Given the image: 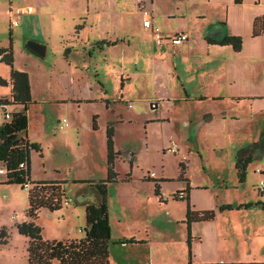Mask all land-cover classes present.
Returning <instances> with one entry per match:
<instances>
[{
  "label": "rangeland",
  "instance_id": "rangeland-1",
  "mask_svg": "<svg viewBox=\"0 0 264 264\" xmlns=\"http://www.w3.org/2000/svg\"><path fill=\"white\" fill-rule=\"evenodd\" d=\"M107 1L110 0H91L93 5L106 11L100 15L88 14L87 26L82 28L85 39L107 32L113 21L119 28L123 25L124 20L117 14L110 16L111 6ZM28 4L36 5L40 14L20 15L21 25L13 26L11 9ZM88 4L89 0H0V47L12 45L14 67L29 74L32 102L35 101L28 111L29 136L41 145L42 152L30 151L31 179L61 181L65 193L60 209L40 208L35 221L42 228L43 237L67 241L85 236L86 205L98 203L101 198L89 181L98 182L108 176L106 125L110 121L115 126V145L121 152L115 161L118 181L108 184L112 228L108 244L110 264L188 262L190 251L192 257L198 259L264 257V209L259 205L264 202L259 187L264 180L260 172L264 173V151L253 157L246 182L238 181L235 170L241 147L259 139L260 131L264 130V105L255 113L247 102L226 106L228 117L237 115L240 121L229 119L225 123L224 109L213 105L211 110V103L166 99L163 83L153 82L151 77L128 84L130 99L120 97L123 85L120 76H112L103 84L96 79L89 84L67 79L64 74L67 55L75 63L85 60L83 62L95 64L106 59L119 63L124 54L122 40L113 51L102 55L94 52L89 57L88 52L84 55L82 50L77 52L73 48L66 52L74 43L75 48L81 45L75 41L76 32L84 25L86 19L82 17L86 13L79 15L77 10L80 5L85 8ZM92 4L91 12L94 11ZM252 4L264 11V0H246L235 9L230 22L226 18L219 23L209 21L203 33L207 30L215 35L238 32L244 41L242 51L236 53L231 46L214 47V58L238 71L256 62L255 73L253 69L244 72L257 77L264 76V35L252 36V22L246 18ZM132 17L134 28L124 42H130L129 49L136 56L141 53L151 61L153 46L160 47L152 34L159 31L166 43V36L177 30L179 20L165 19L167 24H164L156 17L155 22L152 19L151 24H147L143 15ZM32 39L48 45L44 55L27 49ZM201 58L200 55L194 57L199 62ZM10 75V65L0 61V77L8 81L7 85L0 84V98L10 96ZM101 85L105 86L109 99L97 100L104 96ZM86 87L93 90L94 99L82 101L71 97L72 92L78 89L85 92ZM15 109L24 111L23 106L12 105V112ZM210 110L215 112L211 120ZM94 113L100 116L98 130L94 127ZM64 118L69 125L64 123ZM249 118L255 121V131L246 130ZM173 144L177 147L176 153L167 152ZM181 160L190 180V203L233 205L217 220L193 224L191 235L185 223L187 200L173 199L178 191L187 189V181L180 177ZM151 173L155 176L151 181L146 180ZM127 177L129 180L125 181ZM0 178H6V174H1ZM154 180L160 181L162 199L155 193ZM28 196L29 190L18 182L0 183V264H28V237L19 230V224L28 219ZM246 204L249 209L240 207ZM2 230L6 233L2 234ZM129 238L136 241L124 244Z\"/></svg>",
  "mask_w": 264,
  "mask_h": 264
},
{
  "label": "crops",
  "instance_id": "crops-1",
  "mask_svg": "<svg viewBox=\"0 0 264 264\" xmlns=\"http://www.w3.org/2000/svg\"><path fill=\"white\" fill-rule=\"evenodd\" d=\"M107 2L111 6V9H109L110 16H114L115 14H117L120 18L124 20L123 25H121V27L119 28L118 26L119 24L113 21L112 22L113 25L108 29L107 32L105 33L101 32L100 34H96L97 36L94 39H91L90 37L85 39V37H82L83 36L82 32L86 28L87 22L90 18L88 14L92 13V14L100 15L102 12L106 11V9H103L99 5H93L92 4L93 2L89 0V4L85 8L83 5H80L78 7V10L80 12L76 8H74L75 10H77V13L79 15L83 14V12L86 13V15H83L84 17H82L86 19L84 25L82 26L79 25L80 29L76 32L77 38L75 39V41L81 42L80 43L81 45H77L79 47L75 48L76 44L74 43L71 46H69L68 49H66V52L67 53L71 52V48H73L77 52L82 50L84 55L88 52L90 54L89 57H91V55H94V52L102 55V53L104 52L106 54L110 50L113 51L114 50L113 47L119 45L120 43L119 41L122 40L121 46L123 48L124 54L121 56V60L119 61L120 64L116 62H111V60L108 61L107 59L105 62H99L95 64L83 62L85 60L80 61L79 63H77L78 62L77 61L75 63V61L70 60V55H67L64 59L67 68L64 74L65 77L67 76V79L70 80L76 79V81H83V82L87 81L88 84L93 79H96L99 83L103 84L105 83L106 80L108 81L111 80L112 76H115L116 78L120 76L123 81L120 97L121 99H130L131 96L130 95L128 96L127 94L128 84H131L135 80L143 82V80L147 79L148 77L149 78L151 77V80H153V82L156 81L159 83H163L164 85L162 91L163 96L164 98L169 100L174 99L176 101L177 100L182 102L184 101L185 103L204 102L203 103L204 105L207 103L209 104L211 103L210 104L211 110L214 109L213 105L224 109L226 108V106H228L229 108L247 102L248 105H250V109L252 112L255 113V111L257 110L259 111L262 110V105H264V76L258 75L257 77H255V75L251 72L249 73L248 71L244 72V70L253 69V72L255 73L256 62H253V66L251 64H248V66H246V68H244V70L241 71H238L235 68L231 69L226 64L222 65L220 60L218 59L215 60L214 58L213 52L216 51L214 47L231 46L233 48V46L230 44L222 45L218 43H209L205 38V36H208L206 34L208 30L204 31L203 33L205 27L209 25L206 24L209 21H212V23L214 22L219 23L220 21H224V19L226 18L227 21L230 22L232 20L234 13H236L235 9L245 4L246 0H110ZM91 4L93 5L94 8L93 12H91ZM29 5L34 6L35 11L32 13H26V15L40 14V11L38 10L36 5L28 4L25 6H29ZM255 5L252 4V8L248 12L251 15L247 14L246 18L250 19L252 22V36L259 37L264 35V31L254 35L253 34L254 21L256 18H261L259 22V26H261L262 18L264 19V11L260 7H257ZM145 8L151 10L154 22L156 17H159V19L164 24H167L166 20L168 19L179 20L176 27L177 30L174 31V33L168 34L167 36H171L180 31H184L189 35V39L181 43H173L170 39H165L167 42L163 43L162 41L161 43H159L160 44L159 48L153 46L152 51L154 52V55L151 61H149V59L146 57H142L141 53L140 54L138 53V55L136 56L135 53H133V51L129 49L131 47L130 42L125 43L124 41L125 38L130 36L129 34H132L131 32L134 28V25L132 24L133 21L132 16H138V17L142 16L143 15L142 11ZM13 9L14 8H12L11 10ZM85 9L87 10L85 11ZM9 14L11 17V11ZM111 18L112 17H110V19ZM198 21H201L202 23H199ZM99 22L101 23V20H99ZM223 24L227 27V24L225 23ZM20 25L21 23L18 18V25L15 26H20ZM228 34L239 35L238 32L236 31L232 33L228 31ZM152 35L154 38V34ZM32 40L36 41L35 39ZM44 45L46 46V50H47L48 45L47 44ZM128 50L130 52L127 53ZM234 51L236 53H240L242 49L239 51H236L234 49ZM195 55H200L202 57L201 58L202 61L199 62V60L194 59ZM83 58L85 59V56ZM83 58L81 57V59ZM101 87H102L101 89L105 88L104 85H101ZM92 91L93 90L88 87H86L85 92L84 90L78 89L77 92H72L73 94L71 95V97L73 99H78L82 101L92 100L95 98L92 95ZM104 91H105L103 94L104 96L97 97V100L98 98H106V99L108 98L107 91L105 89ZM101 94L99 96H101ZM10 97H11V93L8 98ZM34 103L35 101L28 104V108L26 110L27 115L30 108L29 106ZM14 105L23 106L20 104H14ZM211 110L208 111V113L210 114L209 116L210 120L213 117H215V112L213 113ZM14 111H23V110L15 109ZM222 112H224L223 119L225 123H228L229 119L236 120L238 121L237 123H239L240 121L239 116L233 115V117L231 118L228 117V112L225 111V109ZM93 118H94V123H96V129L97 130L100 129L101 128L99 121L100 116L97 113H94ZM64 119H65L64 123L69 125L68 119L66 118ZM254 122L255 121L252 118H249V122H248L249 125L248 126L246 125L247 126L246 130L250 129V131L251 130L255 131ZM109 124H112L114 126L113 122L108 121L106 125V134H107V127L109 126ZM29 127L30 124L28 123L27 134L29 140L32 141L29 136ZM241 128H245V127L242 126ZM227 129H229V127H227ZM114 130H115V126H114ZM259 131L260 129L256 133H258ZM263 132L264 130L262 132L260 131L261 134L259 139L255 138L253 139V142L250 143V145L241 147L242 149L238 153L237 159L240 158V156L241 157L246 156L244 150L247 147L251 146L254 142L259 141L261 139ZM227 136L228 138H230V134H227ZM114 145H115V141H114ZM115 149L121 155V152L116 147V145H115ZM258 151L259 153H256V151L254 152L253 157L261 154L262 151L261 150ZM236 162H235V170H236L237 179L240 183H244L246 182V179L244 181H240V179L238 178ZM261 173L264 175L263 171ZM150 179L152 178L146 177V180L151 181ZM124 180L127 181L129 180V178H125ZM116 181H118V177ZM187 184L190 186V180L187 182ZM160 191L162 193L161 184H160ZM188 194L190 199L191 186L188 189ZM260 194L263 195L264 192L260 191ZM218 205L219 204L214 206L212 205L196 206L192 204V207L194 209H216L217 210L216 216L213 219L202 220V221H214L219 219L218 217H220L221 215L224 216L225 215L224 211L226 212L227 210H229V209L220 210L219 207H217ZM249 207H246L245 209H249ZM110 209L111 207L108 202L109 215H110ZM202 221H194L191 224V228L193 224ZM123 243L126 244L128 242H123ZM223 260L225 259H206V258L198 259V257L196 256L192 257V253H191L188 262H181V263L166 262V263H157V264H264V257L248 258V257L230 256L229 259H226L225 261ZM136 264H146V263H136Z\"/></svg>",
  "mask_w": 264,
  "mask_h": 264
},
{
  "label": "trees",
  "instance_id": "trees-1",
  "mask_svg": "<svg viewBox=\"0 0 264 264\" xmlns=\"http://www.w3.org/2000/svg\"><path fill=\"white\" fill-rule=\"evenodd\" d=\"M261 18L254 21L253 34L264 31V19L259 26ZM259 26V27H258ZM209 43L222 45L230 44L236 51L243 47V37L236 34H225L222 37L205 36ZM28 50L33 51L27 46ZM0 60L11 67L10 81L12 84L11 97H1L0 102H7L10 106L20 104L24 111H13L12 117L0 125V164L6 169V178H0V183L18 182L25 188L31 184L29 190V205L26 209L27 220L19 224V230L28 237L27 252L28 264H110L109 240L111 238V224L108 211V184L117 180L118 172L115 171V161L120 153L114 145V126L107 127V165L108 176L100 181H89L99 191L101 198L98 203H89L86 206L85 236L75 240L45 239L42 228L36 223L40 208L47 207L54 211L63 205L64 188L61 181H33L31 179L30 151L35 149L42 152L41 145L28 138V104L32 102L30 77L26 71L14 67L13 47H0ZM0 84L7 85L8 81L0 77ZM96 127V123H94ZM256 150L264 151V132L261 139L254 142L244 150L245 157L237 159L236 168L240 181L246 179L247 167L252 161ZM180 177L187 182L186 165L179 162ZM128 178V177H127ZM178 191L173 195L174 199L187 200L185 223L188 225L191 235V224L194 221L211 220L216 216V209H194L189 202L188 189ZM155 193L162 199L160 184L154 180ZM264 209V202H259ZM249 207V204L240 207ZM232 204L219 207L220 210L231 209ZM6 232L2 230V234ZM126 242H134L135 238L125 239ZM123 241V242H124ZM191 256V251H190Z\"/></svg>",
  "mask_w": 264,
  "mask_h": 264
},
{
  "label": "built area",
  "instance_id": "built-area-1",
  "mask_svg": "<svg viewBox=\"0 0 264 264\" xmlns=\"http://www.w3.org/2000/svg\"><path fill=\"white\" fill-rule=\"evenodd\" d=\"M34 11H35V8L34 6H31V5L15 7L13 10H11L12 25L14 26L18 25L17 16H19L20 14L32 13ZM142 12H143V17H144L145 22L147 24H151V21L153 19L152 12L149 11V9L147 8L143 9ZM154 37L158 43H161L164 40V36L159 31L154 32ZM166 39H170L173 43H181L183 41L188 40L189 35L184 31H180L171 36H166ZM11 117H12L11 106L7 102H0V125L8 121L9 119H11ZM166 151L170 153H176L177 147L175 144H173L169 146ZM260 172L262 171L260 170ZM5 173H6L5 167L0 166V175L5 174ZM154 176H155V173H151L149 177H154ZM30 187L31 185L29 186V184L25 185V189H30ZM259 187L261 191L264 190V180L263 179L261 180Z\"/></svg>",
  "mask_w": 264,
  "mask_h": 264
},
{
  "label": "water",
  "instance_id": "water-1",
  "mask_svg": "<svg viewBox=\"0 0 264 264\" xmlns=\"http://www.w3.org/2000/svg\"><path fill=\"white\" fill-rule=\"evenodd\" d=\"M207 35L209 36H213V37H222L224 36L226 33H223L222 35L221 34H213V31L212 30H209L207 33ZM30 49H32L33 51H35L36 53L40 54V55H44L45 52H46V46L44 44H41L39 42H36V41H33V40H30L28 42V45H27Z\"/></svg>",
  "mask_w": 264,
  "mask_h": 264
}]
</instances>
